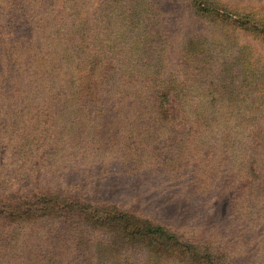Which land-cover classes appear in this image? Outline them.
Wrapping results in <instances>:
<instances>
[{
    "label": "rangeland",
    "instance_id": "rangeland-1",
    "mask_svg": "<svg viewBox=\"0 0 264 264\" xmlns=\"http://www.w3.org/2000/svg\"><path fill=\"white\" fill-rule=\"evenodd\" d=\"M263 27L264 0H0V264H264ZM111 210L178 253L108 251Z\"/></svg>",
    "mask_w": 264,
    "mask_h": 264
},
{
    "label": "trees",
    "instance_id": "trees-1",
    "mask_svg": "<svg viewBox=\"0 0 264 264\" xmlns=\"http://www.w3.org/2000/svg\"><path fill=\"white\" fill-rule=\"evenodd\" d=\"M257 31L264 34V27L263 29H257ZM159 89V88H158ZM167 91L166 90H160L159 92L148 94V102L152 105L149 107V109L136 107L135 109V116L134 120L137 122L138 128L137 131L140 133L135 134V138H139L140 134H144V131L141 130L142 125L140 124V119L143 118V120L150 119L149 117L153 114L157 113L156 110L158 107H160L159 103L162 101V96H166ZM145 98V97H144ZM141 101H143L141 99ZM158 106V107H157ZM145 110V111H144ZM140 114L138 115V113ZM154 112V113H152ZM254 147L258 148L260 147L257 140H252ZM264 145V142H262ZM246 154V153H245ZM244 154L243 161L246 164V168H248L247 173H253L254 177H256V172L259 171V167L261 165V160L258 159V156L260 153H253L249 154L247 157ZM256 163V164H255ZM254 165V166H253ZM255 181V180H254ZM259 183V182H258ZM46 196L43 195L41 198H37V201H33V204H40L43 203L44 206H40L37 208H34V211H37L39 213H44L47 209L48 204H45L47 201L51 200L50 198H45ZM256 201L260 199V196H253ZM78 207V206H77ZM112 211V210H111ZM83 214V212H82ZM96 223V222H95ZM99 224L104 223L108 226V230L110 231L108 236V251L111 250L112 245H116L120 242H124L126 246L131 249L132 243L135 241L140 242L141 246L143 247L144 252H146L148 255H154L155 250H158L165 246L162 251H160L165 256H169L172 253H178V248L180 245L177 243L178 248L177 250L174 248V245L171 244V242L174 241L173 233H170V231L166 230L162 225L153 223L149 220H143L142 222L138 220L131 219L129 216L125 215V213L114 210L112 212H108V218H105L104 220L101 219V222H98ZM98 231V229H97ZM153 242V243H152ZM99 243L106 244L107 239L101 240ZM157 245V246H156ZM107 247V245H104ZM183 248H185V245H181ZM184 252V251H183ZM179 254H182L179 253ZM81 256L84 255V252L79 254ZM73 256L72 261L75 260V264H82V262H85L87 258L84 256V260L79 258L76 259L77 256Z\"/></svg>",
    "mask_w": 264,
    "mask_h": 264
}]
</instances>
